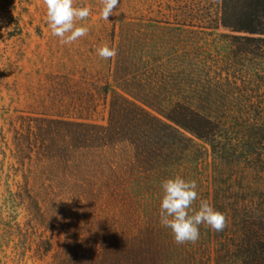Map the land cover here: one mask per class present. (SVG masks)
Returning a JSON list of instances; mask_svg holds the SVG:
<instances>
[{
    "label": "rangeland",
    "instance_id": "374dc122",
    "mask_svg": "<svg viewBox=\"0 0 264 264\" xmlns=\"http://www.w3.org/2000/svg\"><path fill=\"white\" fill-rule=\"evenodd\" d=\"M18 1L22 30L0 41V264H83L84 243L105 252L136 238L158 264H242L250 221L264 242V32L237 27L243 2L120 0L106 21L99 0H75L91 9L77 21L89 31L63 45L43 0ZM104 43L114 58L98 56ZM124 96L181 130L165 136L174 149L151 165L125 144L107 152L128 169L125 196L61 194L33 133L20 137L44 118L108 125ZM180 105L213 123L206 139L169 119ZM177 175L197 182L194 208L206 199L225 214L223 231L201 225L195 244L174 242L159 210L161 182Z\"/></svg>",
    "mask_w": 264,
    "mask_h": 264
},
{
    "label": "trees",
    "instance_id": "16d2710c",
    "mask_svg": "<svg viewBox=\"0 0 264 264\" xmlns=\"http://www.w3.org/2000/svg\"><path fill=\"white\" fill-rule=\"evenodd\" d=\"M240 1L246 14H249V20L239 23L237 27L264 32V28H260L263 27L264 0H233V3ZM18 3V0H0V41L22 30L15 14ZM5 25L10 26L6 28ZM180 107L168 113L169 119L206 139L213 123L185 106ZM182 109L185 113L180 118L178 114ZM175 130L181 132L139 102L124 96L122 102L113 105L108 125L62 118L38 119L35 127L31 126L29 133L21 136L19 141L29 143L30 132L33 133L36 142L40 143L39 154L48 159L50 166L57 167L61 194L79 200L116 198L127 193L125 173L128 169H120L113 162H108L107 152L125 144L126 150V147L134 150L139 163L145 161L151 165L164 157L165 149L174 147L166 137ZM255 228L251 221L246 225L247 245L236 253L242 264H264V242L262 240L261 244L255 236ZM138 239L130 241L125 247L118 246L105 252L94 242L84 243L83 264H158L150 248L144 247Z\"/></svg>",
    "mask_w": 264,
    "mask_h": 264
},
{
    "label": "clouds",
    "instance_id": "9594fccd",
    "mask_svg": "<svg viewBox=\"0 0 264 264\" xmlns=\"http://www.w3.org/2000/svg\"><path fill=\"white\" fill-rule=\"evenodd\" d=\"M99 12L103 20L118 14L116 9L120 0H99ZM46 6V20L51 34L60 39L63 45H71L88 34V27L78 25L77 21L86 20L91 13L88 6H74L75 0H43ZM102 59L114 58L117 49L107 43L96 49ZM197 182L181 176L170 177L161 182L162 198L159 222L171 230L174 242L178 245L195 244L200 238V226L205 225L213 231H223L227 226L225 214L217 210L206 199L199 201L198 209L193 207L198 198Z\"/></svg>",
    "mask_w": 264,
    "mask_h": 264
}]
</instances>
